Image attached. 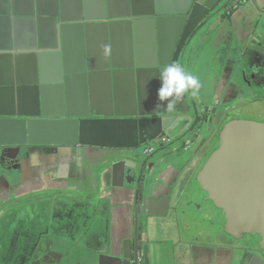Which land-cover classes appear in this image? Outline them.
<instances>
[{
	"label": "water",
	"instance_id": "water-1",
	"mask_svg": "<svg viewBox=\"0 0 264 264\" xmlns=\"http://www.w3.org/2000/svg\"><path fill=\"white\" fill-rule=\"evenodd\" d=\"M58 1L60 43L54 49L39 47L26 55L34 65L33 88L40 95L41 111L37 115L0 114L1 148L138 151L159 136L174 139L179 128L185 135L193 130H188L194 121L188 107L190 93L174 108L156 110L159 77L168 64L179 63L186 71L190 57L219 29L218 37H225L232 25L228 9L238 0H118L120 6H130L122 16L111 15L112 0ZM141 7H147L148 12H140ZM103 46L111 47L110 56L105 57ZM249 50L248 43L234 45L235 55H246ZM18 59L14 53H0V69L17 73V66H23ZM158 154L149 156L141 167L138 156L110 168L113 188L134 194L125 198L133 209V238L120 244L110 224H101V208L80 218L99 233L102 243L98 249L86 248L89 252H80L69 240L75 215L52 224L66 234L60 241L75 245L72 259L81 256L91 264H139L142 258L143 264H151L149 246L144 244L145 219L166 217L172 209L181 223L194 221L191 207L200 194L210 203L203 216L222 210L227 233L236 238L257 234L264 249V124L228 123L220 133L219 148L194 184L174 187L162 196L155 192L168 185L153 181L163 163ZM105 219L109 222V215ZM22 257L19 254L18 261ZM32 257L30 251L26 263ZM257 258L253 255L248 264H264L260 259L256 263Z\"/></svg>",
	"mask_w": 264,
	"mask_h": 264
},
{
	"label": "crops",
	"instance_id": "crops-1",
	"mask_svg": "<svg viewBox=\"0 0 264 264\" xmlns=\"http://www.w3.org/2000/svg\"><path fill=\"white\" fill-rule=\"evenodd\" d=\"M117 1L112 0L111 15H125L130 6H120ZM58 4V0H0V53H14L19 57L18 62L23 61V66H17L20 71L15 74L8 68L0 69V114L37 115L41 111L40 95L33 88L34 65H31V60L26 55L39 47L54 49L60 43L57 32ZM143 11L148 12V8L141 7L140 12ZM263 12L264 0H250L245 7L234 11L230 20L232 25L227 29L226 36L218 37L221 31L219 29L200 50L192 65V74L202 84L198 94L200 97L212 94L219 97L232 87L225 82L226 71L218 59H222L225 49H232L239 41H250ZM16 63L14 59V64ZM45 150L29 162V168L24 170L19 185L14 187L12 193L0 190V264L9 260L7 240L13 236L18 225L38 223L40 229L47 232L52 224L55 206L58 205L53 196L34 203L37 205L35 209L32 204H27L28 197L43 189L51 193L60 192L58 200L61 213L65 211L71 216L79 211L81 218L88 211L94 212L101 208L104 214L101 224H110L120 244L125 239L133 238V209L125 198L128 195L133 197L134 194L130 190L114 189L111 172L106 169L109 161L119 153L93 148ZM170 178L171 173L162 177L163 183L168 187L157 189L156 196H162L171 189L168 184ZM149 193H152L151 189ZM11 197L16 200V204L10 206ZM106 215L110 217L109 222L105 219ZM79 221L78 236L83 243L80 252H89L86 248L101 247L99 233L85 226L81 219ZM84 229L88 231L87 239L82 233ZM143 230L144 244L149 246L151 264H238L242 260L241 253L229 248L222 249L201 243L196 247H189L174 210L166 217L150 218ZM45 240L34 263L55 264L53 256H60V264H91L89 259L81 256L72 259L75 250L67 243L47 234ZM58 251L59 255H56ZM19 254H16V260L19 259Z\"/></svg>",
	"mask_w": 264,
	"mask_h": 264
},
{
	"label": "flooded vegetation",
	"instance_id": "flooded-vegetation-1",
	"mask_svg": "<svg viewBox=\"0 0 264 264\" xmlns=\"http://www.w3.org/2000/svg\"><path fill=\"white\" fill-rule=\"evenodd\" d=\"M238 1H236V3ZM232 7L228 9L227 18L229 20H231L234 11L240 9V7H238L236 10H233ZM248 45L250 50L246 55L240 56V52L235 55L234 47H232V49H225L222 59H218L226 71L224 72L225 82L232 85L228 91H225V93H222L219 97L215 94L208 97H200L199 95L196 98L192 96L187 97L188 107L191 110V116L194 120L188 130L193 128L192 131H189V133L185 135L181 134L183 129L179 128L173 133L174 139H170L169 137L162 138L159 136L158 139H161L160 141H157V139L152 143L141 146L138 151L106 149L114 150L119 153L117 157L109 161L106 169L110 170L113 164L120 161H135L134 157L138 156L142 158L140 162L141 167L144 160L159 151L157 157L163 160V163L154 174L155 178L153 181L155 184H162V177L166 176L167 173H171V178L168 183L171 189L174 187L183 189L186 185L189 188L190 185L194 184L195 179L204 168L212 153L219 148L220 133L228 123L241 120L264 124V12L255 26V30ZM199 52L194 53L190 57L186 72L192 74V65L197 60ZM252 108H255L254 112L251 111ZM179 117L182 116H176L175 118L177 119ZM196 118L197 122L195 125ZM216 141H218L217 146L212 149ZM44 149L61 148L32 146L0 147V190H3V192L4 190L7 192L11 191L12 193L14 187L19 185L24 170L29 168V162H31L33 158H37ZM211 149L212 151L210 152ZM150 167L151 165H149L147 169H150ZM48 196H53V200L58 204L55 206L52 224L55 225L57 221H61V218L70 217V214L65 211L61 213L59 210L61 204L58 200L60 196V192L58 191L51 193L45 189L39 190L31 195V197L27 198V204H32V208L35 209L37 205L34 203L44 201ZM203 198L204 195L200 194L198 198L194 200V206L191 207L196 220H188L181 223V231L189 244L188 246L196 247L201 243L206 245L211 244L222 249L229 248L234 250V252L241 253L242 260H240L238 264H248L250 259L253 258V255L258 256V258L255 259L256 263L259 262V259L264 263V249L261 247L262 238L257 234L253 236L247 234L242 238H236L226 232L225 226L219 225L218 219L220 216L218 214L213 212L207 216H203L202 214H204V212L198 215L197 211H202L200 207L202 206V208H204L202 204V202L205 203ZM9 203L10 206L15 205L16 200H13L11 197ZM170 211H172V209ZM79 214V211H75V221L73 220L74 227L70 230L68 237L70 241L76 243L75 245L78 249H81L83 243L80 242L81 237L78 236V223L80 222ZM209 216L213 218V220L209 219L210 222L208 223ZM145 220L148 221L149 219L146 218ZM52 224L47 232H45V229H40L38 223L37 225L34 223L18 225L13 236L7 240L10 257L5 264H37L34 263V259L41 249V245L46 242V234L58 240L59 237L66 236L63 230L57 228V225L55 227ZM51 227H53V229ZM82 233L86 238L88 231L84 229ZM246 238H250V240L246 242ZM255 238H258L257 242ZM68 245L75 247L73 244L68 243ZM30 251L33 253V257L31 262L26 263ZM17 253L23 255L20 261L15 259ZM246 253L250 254L248 258L243 255ZM55 254L59 255V251ZM53 258H55L53 260L55 264H60V256H58V258L53 256ZM12 261L14 262L9 263Z\"/></svg>",
	"mask_w": 264,
	"mask_h": 264
},
{
	"label": "clouds",
	"instance_id": "clouds-1",
	"mask_svg": "<svg viewBox=\"0 0 264 264\" xmlns=\"http://www.w3.org/2000/svg\"><path fill=\"white\" fill-rule=\"evenodd\" d=\"M111 51L110 46H103L105 57L110 56ZM159 79L160 87L155 105L157 111L174 108L186 94L190 93L196 98L202 88L199 78L186 72L179 63L165 65Z\"/></svg>",
	"mask_w": 264,
	"mask_h": 264
},
{
	"label": "rangeland",
	"instance_id": "rangeland-1",
	"mask_svg": "<svg viewBox=\"0 0 264 264\" xmlns=\"http://www.w3.org/2000/svg\"><path fill=\"white\" fill-rule=\"evenodd\" d=\"M247 4H249V1H248L246 4L240 6V8L245 7ZM251 111L254 112V111H255V108H252ZM231 116H232V115H231ZM217 143H218V141H216V142L214 143V145L212 146V149H213L214 147L217 146ZM212 149L210 150V152L212 151ZM210 152H209V154H210ZM209 154H208V155H209ZM202 204L204 205V209H203L201 212L197 211L198 215L201 214V213H203L204 210H205V208L210 207V206H209L208 204H206V203H203V202H202ZM198 206H201V205H198ZM201 209H202V208H201ZM213 209H214V208H213ZM214 211H218V212H219V213L216 212V214H218V215L220 216L219 219H218V221H219V225L224 227V226H225V223H226L225 213H224L222 210H214ZM209 219L213 220V218H210V216H209V217H208V223L210 222ZM214 221H215V219H214ZM248 240H250V238H246V239H245L246 242H248ZM255 241L257 242V241H258V238H255Z\"/></svg>",
	"mask_w": 264,
	"mask_h": 264
},
{
	"label": "built area",
	"instance_id": "built-area-1",
	"mask_svg": "<svg viewBox=\"0 0 264 264\" xmlns=\"http://www.w3.org/2000/svg\"><path fill=\"white\" fill-rule=\"evenodd\" d=\"M248 1H250V0H239V1H238V2L232 7V9H233V10H236L238 7H240V6L244 5V4H246ZM138 263H139V264H143V260H142V258H139ZM130 264H134V262L131 261Z\"/></svg>",
	"mask_w": 264,
	"mask_h": 264
}]
</instances>
